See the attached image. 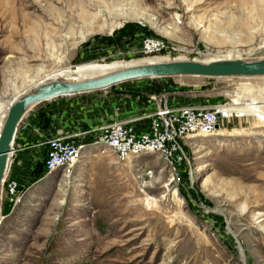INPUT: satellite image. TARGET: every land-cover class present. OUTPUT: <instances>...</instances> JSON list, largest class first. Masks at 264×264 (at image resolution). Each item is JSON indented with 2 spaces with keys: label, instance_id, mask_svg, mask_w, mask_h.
Here are the masks:
<instances>
[{
  "label": "rangeland",
  "instance_id": "1",
  "mask_svg": "<svg viewBox=\"0 0 264 264\" xmlns=\"http://www.w3.org/2000/svg\"><path fill=\"white\" fill-rule=\"evenodd\" d=\"M147 37L187 60L263 59L264 0H0V119L59 70L160 59L142 54ZM158 80L143 85L195 105L264 95V77ZM188 143L176 178L157 155L119 163L90 148L70 179L46 174L47 145L30 143L19 200L1 192L0 264H264V123Z\"/></svg>",
  "mask_w": 264,
  "mask_h": 264
},
{
  "label": "built area",
  "instance_id": "2",
  "mask_svg": "<svg viewBox=\"0 0 264 264\" xmlns=\"http://www.w3.org/2000/svg\"><path fill=\"white\" fill-rule=\"evenodd\" d=\"M141 52L146 58L183 59L177 56L173 44L162 37L145 38ZM145 96L152 110L143 116L113 120L90 130L60 132L39 142L38 147H48L43 160L45 173L70 179L84 157L83 152L92 148L100 155H114L119 163L157 155L176 178L188 161L191 146L188 141L215 136L226 121L255 117L254 113L243 111L249 104H235L233 100L180 106L173 105L166 92L148 91ZM143 120L148 124L139 130L136 123ZM3 191L11 200H19L20 182L10 177V173L5 178Z\"/></svg>",
  "mask_w": 264,
  "mask_h": 264
},
{
  "label": "water",
  "instance_id": "3",
  "mask_svg": "<svg viewBox=\"0 0 264 264\" xmlns=\"http://www.w3.org/2000/svg\"><path fill=\"white\" fill-rule=\"evenodd\" d=\"M162 60L124 65L88 80L71 81L48 77L29 90L17 94L8 107L0 135V200L2 186L15 154L19 128L28 115L45 103L67 97L100 93L140 80L180 77L207 79L264 77V58L258 60L229 58L204 62L187 59Z\"/></svg>",
  "mask_w": 264,
  "mask_h": 264
},
{
  "label": "crops",
  "instance_id": "4",
  "mask_svg": "<svg viewBox=\"0 0 264 264\" xmlns=\"http://www.w3.org/2000/svg\"><path fill=\"white\" fill-rule=\"evenodd\" d=\"M166 79V78H163ZM160 79L158 81H163ZM156 80V79H155ZM147 80L127 83L115 87H130L131 93H117L111 95L96 94L80 95L75 97H67L45 103L41 107L35 109L22 122L17 138L15 154L10 165V176L17 179L20 184L23 182V171L32 170L34 168L36 150L28 148L29 144H38L42 138L47 136H56L60 132H77L80 130H90L101 126L113 120H125L143 116L152 110L147 104L145 94L148 91L164 92L162 88L154 85V82L145 83ZM107 91V90H106ZM170 95V102L173 105H194L198 99L186 98L182 95L174 93ZM91 102V104H88ZM47 105V106H46ZM148 121L143 120L136 123V127L142 130L147 126Z\"/></svg>",
  "mask_w": 264,
  "mask_h": 264
},
{
  "label": "bare ground",
  "instance_id": "5",
  "mask_svg": "<svg viewBox=\"0 0 264 264\" xmlns=\"http://www.w3.org/2000/svg\"><path fill=\"white\" fill-rule=\"evenodd\" d=\"M147 61H163L162 59H154V60H147ZM145 62V61H142ZM135 63H141V62H135ZM135 63H126V62H114L110 64H96V65H83L79 66L75 70L71 69H63L59 70L53 74L47 75L52 79H65V80H71V81H81V80H88L90 78L98 77L103 74H106L110 72L113 69L119 68L124 65H129V64H135ZM243 96H238L234 101L235 104H249L247 107L248 109L243 110L247 111L248 113H254V116L261 122L264 123V95L259 99H245ZM247 101V102H246ZM8 111H6L0 119V135L1 131L4 125V122L6 120ZM220 132V131H219ZM16 151V150H15Z\"/></svg>",
  "mask_w": 264,
  "mask_h": 264
},
{
  "label": "trees",
  "instance_id": "6",
  "mask_svg": "<svg viewBox=\"0 0 264 264\" xmlns=\"http://www.w3.org/2000/svg\"><path fill=\"white\" fill-rule=\"evenodd\" d=\"M111 89H113V88H111ZM43 169H44V163H43Z\"/></svg>",
  "mask_w": 264,
  "mask_h": 264
}]
</instances>
